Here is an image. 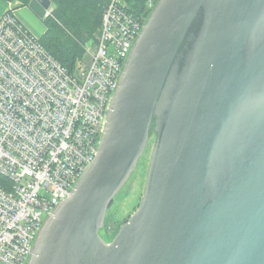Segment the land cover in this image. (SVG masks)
<instances>
[{"label": "water", "instance_id": "95a60500", "mask_svg": "<svg viewBox=\"0 0 264 264\" xmlns=\"http://www.w3.org/2000/svg\"><path fill=\"white\" fill-rule=\"evenodd\" d=\"M151 137L139 205L108 242L107 209ZM26 264H264V0L156 1L95 157Z\"/></svg>", "mask_w": 264, "mask_h": 264}, {"label": "built area", "instance_id": "2783aa9c", "mask_svg": "<svg viewBox=\"0 0 264 264\" xmlns=\"http://www.w3.org/2000/svg\"><path fill=\"white\" fill-rule=\"evenodd\" d=\"M127 6L106 3L73 72L12 11L0 16V264H26L44 219L95 157L117 79L146 20Z\"/></svg>", "mask_w": 264, "mask_h": 264}, {"label": "trees", "instance_id": "16d2710c", "mask_svg": "<svg viewBox=\"0 0 264 264\" xmlns=\"http://www.w3.org/2000/svg\"><path fill=\"white\" fill-rule=\"evenodd\" d=\"M28 5L30 0H6ZM109 0H51V14L43 19L46 29L39 37L43 47L63 66L73 72L78 60L84 54V45L94 42L101 15ZM128 10L145 19L151 12L146 0H126ZM157 0H154V4ZM12 8L9 11H12ZM92 37V38H91ZM139 205V204H138ZM135 206L133 211L138 207ZM132 213V212H131ZM131 215V214H130ZM119 221L120 226L130 217ZM118 222V221H117ZM106 226V220L103 229ZM101 233V232H100ZM114 235L111 236L112 240Z\"/></svg>", "mask_w": 264, "mask_h": 264}, {"label": "rangeland", "instance_id": "374dc122", "mask_svg": "<svg viewBox=\"0 0 264 264\" xmlns=\"http://www.w3.org/2000/svg\"><path fill=\"white\" fill-rule=\"evenodd\" d=\"M19 7H27L33 12L39 25H41L42 31L40 35H42L46 29L45 22L43 21L44 18L38 16L28 5H20ZM152 138L153 137L150 138V141L142 154L136 169L133 171L132 175L120 191L116 194L107 209L105 218L106 226L101 230V236L108 242L110 241L111 236H115L118 232L120 228L119 221L132 214L133 208L140 202L146 179L150 151L153 144Z\"/></svg>", "mask_w": 264, "mask_h": 264}, {"label": "crops", "instance_id": "0c3cea01", "mask_svg": "<svg viewBox=\"0 0 264 264\" xmlns=\"http://www.w3.org/2000/svg\"><path fill=\"white\" fill-rule=\"evenodd\" d=\"M12 8H14L12 10V14L16 17V19L21 22L31 33L37 37H40V33L42 31L41 25H39L36 17L29 8L19 7L18 2L0 0V16Z\"/></svg>", "mask_w": 264, "mask_h": 264}, {"label": "bare ground", "instance_id": "6f19581e", "mask_svg": "<svg viewBox=\"0 0 264 264\" xmlns=\"http://www.w3.org/2000/svg\"><path fill=\"white\" fill-rule=\"evenodd\" d=\"M92 38V37H91ZM95 39V38H94ZM84 49V48H83Z\"/></svg>", "mask_w": 264, "mask_h": 264}]
</instances>
